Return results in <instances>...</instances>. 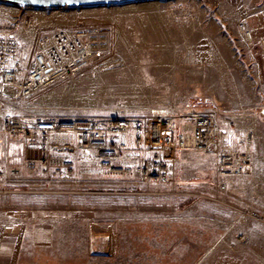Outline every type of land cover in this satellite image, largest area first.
<instances>
[{"label":"rangeland","instance_id":"374dc122","mask_svg":"<svg viewBox=\"0 0 264 264\" xmlns=\"http://www.w3.org/2000/svg\"><path fill=\"white\" fill-rule=\"evenodd\" d=\"M256 13L264 14V0L57 8L0 0V28L14 25L24 62L51 34L37 31L34 42L36 27L70 26L91 49L83 67L53 77L30 96L12 98L10 105L18 114L41 118L210 109L222 121L252 128V142L264 154L259 39L251 32L247 43L238 31L240 24L249 26L245 16ZM190 158L181 189L194 194L179 196L133 193L137 187L112 176L74 184L48 177L34 163L23 170L25 178H0V214L42 210L49 220L58 219L35 264H264V223L239 219L228 188L226 205L211 198L213 156ZM255 187L262 209H254L264 212V182ZM92 251L112 253L105 258Z\"/></svg>","mask_w":264,"mask_h":264},{"label":"built area","instance_id":"2783aa9c","mask_svg":"<svg viewBox=\"0 0 264 264\" xmlns=\"http://www.w3.org/2000/svg\"><path fill=\"white\" fill-rule=\"evenodd\" d=\"M13 28H0V174L3 167L10 175L18 165L37 161L48 177L74 184L112 176L137 187L133 193L193 195L177 186L173 152L194 149L212 154L210 196L225 205L228 180L250 175L252 128L222 121L210 109H191L178 115L160 112L70 118L16 113L10 105L12 98L30 96L53 77L74 73L88 62L91 49L82 32L57 29L51 32L48 45L24 62L19 35ZM238 31L247 43L252 42L250 29L240 24ZM258 44L264 67V35ZM7 88H13L14 93L9 95ZM235 208L239 219L264 223V212Z\"/></svg>","mask_w":264,"mask_h":264},{"label":"crops","instance_id":"0c3cea01","mask_svg":"<svg viewBox=\"0 0 264 264\" xmlns=\"http://www.w3.org/2000/svg\"><path fill=\"white\" fill-rule=\"evenodd\" d=\"M245 19L248 20V28L253 33L255 39L258 40L264 35V14H250L245 16ZM42 29H48L51 32L57 29L76 31L75 28H71L70 26L58 24L52 25L49 28L36 27V32L33 36L34 42L38 40L37 37L35 39L37 31H43ZM49 38L50 35L45 38L44 42H42V45L40 46L41 48L48 45ZM35 48L36 45L33 48L34 50H31V52H34ZM255 143H251L253 164L250 175L229 179L228 192L231 203L239 206L262 209V206L257 201V198L259 195H261V192H259L255 186H258L260 183L264 182V154L259 153L261 149L259 147L261 146L260 144L258 145L256 140ZM195 153L206 156L210 155L212 157V154L209 152L198 151L194 149H178L173 152L176 169V181L177 186L180 189L181 185L186 186V184H184L186 181L183 179V166L185 164H192L190 157ZM34 162L36 163L37 161ZM29 165V162L18 165L14 173L10 175L7 173L6 168L3 167V172L0 174V178L8 177L11 178V180L25 178V175H23V170ZM49 216V212H44L42 210H7L0 214V264H35L33 258L34 256L37 258L39 255V252L36 251H40L41 248L49 243L53 237L51 234H54V225L55 223H58V219L51 221L49 220ZM111 253V251H92L91 255L96 257L104 256L106 258ZM27 258L31 259L30 262L26 260H20Z\"/></svg>","mask_w":264,"mask_h":264},{"label":"water","instance_id":"95a60500","mask_svg":"<svg viewBox=\"0 0 264 264\" xmlns=\"http://www.w3.org/2000/svg\"><path fill=\"white\" fill-rule=\"evenodd\" d=\"M8 2L23 4L29 7H62L65 5H105V4H125L130 2L144 1V0H6ZM264 114V107L261 109Z\"/></svg>","mask_w":264,"mask_h":264},{"label":"bare ground","instance_id":"6f19581e","mask_svg":"<svg viewBox=\"0 0 264 264\" xmlns=\"http://www.w3.org/2000/svg\"><path fill=\"white\" fill-rule=\"evenodd\" d=\"M130 50V49H129Z\"/></svg>","mask_w":264,"mask_h":264}]
</instances>
